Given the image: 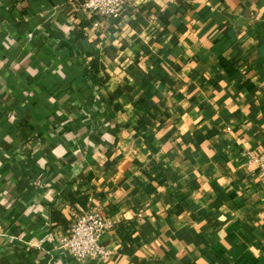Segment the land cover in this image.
Returning <instances> with one entry per match:
<instances>
[{
    "label": "crops",
    "instance_id": "0c3cea01",
    "mask_svg": "<svg viewBox=\"0 0 264 264\" xmlns=\"http://www.w3.org/2000/svg\"><path fill=\"white\" fill-rule=\"evenodd\" d=\"M83 2L0 0V264H264V0Z\"/></svg>",
    "mask_w": 264,
    "mask_h": 264
},
{
    "label": "built area",
    "instance_id": "2783aa9c",
    "mask_svg": "<svg viewBox=\"0 0 264 264\" xmlns=\"http://www.w3.org/2000/svg\"><path fill=\"white\" fill-rule=\"evenodd\" d=\"M128 0H84L85 10L106 18L118 19ZM77 6L76 8H79ZM257 163L264 181V153L251 156ZM115 230V223L106 217L100 208L92 207L74 216L71 227L63 237L59 249L77 264L106 262L112 256L103 245V238Z\"/></svg>",
    "mask_w": 264,
    "mask_h": 264
},
{
    "label": "trees",
    "instance_id": "16d2710c",
    "mask_svg": "<svg viewBox=\"0 0 264 264\" xmlns=\"http://www.w3.org/2000/svg\"><path fill=\"white\" fill-rule=\"evenodd\" d=\"M75 200H76V199H75ZM75 200H73V201H75ZM77 200H79V199H77ZM86 201H87V197H85V199H83V201H82L81 203H82V204H85ZM127 240H128V242H132V241H133L130 237H128Z\"/></svg>",
    "mask_w": 264,
    "mask_h": 264
}]
</instances>
